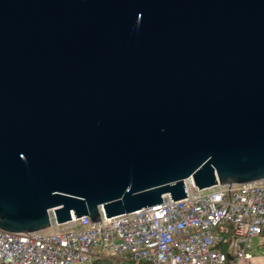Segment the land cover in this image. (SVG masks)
<instances>
[{
    "label": "water",
    "instance_id": "water-1",
    "mask_svg": "<svg viewBox=\"0 0 264 264\" xmlns=\"http://www.w3.org/2000/svg\"><path fill=\"white\" fill-rule=\"evenodd\" d=\"M264 178V0H0V229Z\"/></svg>",
    "mask_w": 264,
    "mask_h": 264
},
{
    "label": "built area",
    "instance_id": "built-area-1",
    "mask_svg": "<svg viewBox=\"0 0 264 264\" xmlns=\"http://www.w3.org/2000/svg\"><path fill=\"white\" fill-rule=\"evenodd\" d=\"M186 197L106 218L85 216L38 232L0 229V264H251V241L264 231V178L207 188L184 179Z\"/></svg>",
    "mask_w": 264,
    "mask_h": 264
},
{
    "label": "crops",
    "instance_id": "crops-1",
    "mask_svg": "<svg viewBox=\"0 0 264 264\" xmlns=\"http://www.w3.org/2000/svg\"><path fill=\"white\" fill-rule=\"evenodd\" d=\"M259 240L255 246L252 245L251 264H264V231L258 236ZM237 264H247L244 260H240Z\"/></svg>",
    "mask_w": 264,
    "mask_h": 264
},
{
    "label": "trees",
    "instance_id": "trees-1",
    "mask_svg": "<svg viewBox=\"0 0 264 264\" xmlns=\"http://www.w3.org/2000/svg\"><path fill=\"white\" fill-rule=\"evenodd\" d=\"M233 260H234L233 255L228 252V257H227V259H226L224 264H234ZM103 264H114V262L112 260H108L107 262L104 261ZM135 264H137V263H135Z\"/></svg>",
    "mask_w": 264,
    "mask_h": 264
},
{
    "label": "rangeland",
    "instance_id": "rangeland-1",
    "mask_svg": "<svg viewBox=\"0 0 264 264\" xmlns=\"http://www.w3.org/2000/svg\"><path fill=\"white\" fill-rule=\"evenodd\" d=\"M259 237L258 236H254L253 238H252V241H251V246L253 245V246H255L256 245V243L258 242V239Z\"/></svg>",
    "mask_w": 264,
    "mask_h": 264
}]
</instances>
